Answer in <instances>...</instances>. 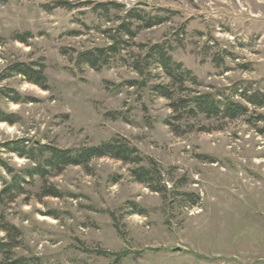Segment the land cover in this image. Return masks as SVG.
<instances>
[{
	"label": "rangeland",
	"instance_id": "1",
	"mask_svg": "<svg viewBox=\"0 0 264 264\" xmlns=\"http://www.w3.org/2000/svg\"><path fill=\"white\" fill-rule=\"evenodd\" d=\"M16 63L43 65L45 89ZM200 95L246 112L187 114L180 100ZM21 141H117L141 161L30 178L7 151ZM21 175L0 196V264H264V0H0V191Z\"/></svg>",
	"mask_w": 264,
	"mask_h": 264
},
{
	"label": "trees",
	"instance_id": "2",
	"mask_svg": "<svg viewBox=\"0 0 264 264\" xmlns=\"http://www.w3.org/2000/svg\"><path fill=\"white\" fill-rule=\"evenodd\" d=\"M152 27V24H148L147 28ZM155 50L153 55L157 58V63L159 67L164 71L165 75L168 78H173L178 80L182 78L180 73L179 66L172 65L169 57L162 53V50L159 48ZM100 53V52H98ZM83 63L88 64L89 67L94 68L96 61L98 60V55L94 52H84L79 56ZM11 74H16L25 79V81L31 85L37 86L39 88L45 89L46 78L43 74V65L39 64L36 68L29 64L16 63L13 64L9 70ZM10 74V75H11ZM155 92L163 97L166 100L171 99L165 88L157 87ZM246 91L240 92V97L250 101V97L246 95ZM16 101V100H15ZM17 102V101H16ZM183 110L187 114H203L205 116H218L222 115L223 117L233 120L237 117H240L245 114L246 110L241 108L237 104L232 102L221 103L218 100L214 99L212 96L200 95L192 98H187L180 100ZM172 108H175L172 105ZM176 112V109H174ZM21 141V146H14L13 148H7L8 152L14 153L20 158H25L30 162L28 170H25L24 174L27 177H32L33 174L38 175L40 178H43L46 174L50 172L59 173L63 169L69 166H83L86 165L93 159L100 158H111L124 163L137 164L141 161V158L138 156L137 151L133 147H128L127 145H121L117 141H112L109 143L102 144L97 147H88L80 148L76 150H64L52 146H43L39 148H27L26 145ZM37 157H36V156ZM3 168L9 173L10 169L3 164ZM135 180L138 183H146L149 176V172L145 169H138L133 171L132 174ZM1 179V178H0ZM21 181H24V177L15 176L12 178L11 182L5 184L6 186L2 191H0V196L5 194L10 187L18 186ZM43 197H52L56 198V193L51 190H43ZM4 233H9V230H3ZM6 244L0 243V249L3 248ZM5 264H28L24 258H15L9 260Z\"/></svg>",
	"mask_w": 264,
	"mask_h": 264
},
{
	"label": "water",
	"instance_id": "3",
	"mask_svg": "<svg viewBox=\"0 0 264 264\" xmlns=\"http://www.w3.org/2000/svg\"><path fill=\"white\" fill-rule=\"evenodd\" d=\"M174 251H176V252H179V251H180V249H179V248H175V249H174Z\"/></svg>",
	"mask_w": 264,
	"mask_h": 264
}]
</instances>
